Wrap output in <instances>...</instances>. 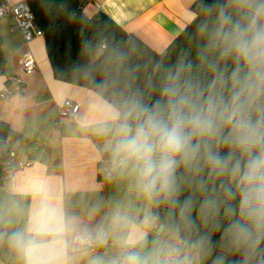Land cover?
Listing matches in <instances>:
<instances>
[{"label":"clouds","instance_id":"1","mask_svg":"<svg viewBox=\"0 0 264 264\" xmlns=\"http://www.w3.org/2000/svg\"><path fill=\"white\" fill-rule=\"evenodd\" d=\"M205 17L195 55L145 87L96 84L83 123L126 192L102 224L68 216L44 181L9 188L0 229L22 264H264V0Z\"/></svg>","mask_w":264,"mask_h":264},{"label":"crops","instance_id":"2","mask_svg":"<svg viewBox=\"0 0 264 264\" xmlns=\"http://www.w3.org/2000/svg\"><path fill=\"white\" fill-rule=\"evenodd\" d=\"M6 1L14 4L24 0ZM195 1L93 0L85 4L83 11L88 16L104 12L127 32L154 50L162 51L193 20L195 14L191 6ZM0 36L6 60L4 73L0 75V91L11 75L21 77L24 82L21 91L0 98V120L22 135L7 139L10 153H14L13 162H31L4 178L0 203L7 204L11 199L9 188L12 185L44 181L68 216L78 217L91 227L102 224L107 210L126 192L113 175L106 181L101 180L99 161L107 155L102 151V141L83 123L96 92L56 79L44 37L24 43L11 17H0ZM27 55H32L36 62L30 73L23 68ZM67 98L80 103L74 119L59 115L58 110ZM14 199H22L25 209L31 204V197ZM97 205L100 212L89 219V213ZM93 252L108 259L115 249L109 243ZM77 255L70 252V257ZM0 264H22L19 253L9 243L7 231L0 236ZM74 264H84V260L78 259Z\"/></svg>","mask_w":264,"mask_h":264},{"label":"trees","instance_id":"3","mask_svg":"<svg viewBox=\"0 0 264 264\" xmlns=\"http://www.w3.org/2000/svg\"><path fill=\"white\" fill-rule=\"evenodd\" d=\"M37 26L42 30L45 49L56 79L96 92L101 80L120 87H145L157 65H170L180 57L195 55L198 34L205 21V9L216 0H196L193 20L162 50L156 51L134 34L127 32L104 12L84 13L81 0H24ZM0 36V75L6 60ZM22 137L0 120V186L10 156L7 139ZM3 231V229H0Z\"/></svg>","mask_w":264,"mask_h":264},{"label":"built area","instance_id":"4","mask_svg":"<svg viewBox=\"0 0 264 264\" xmlns=\"http://www.w3.org/2000/svg\"><path fill=\"white\" fill-rule=\"evenodd\" d=\"M93 0H81V2L90 3ZM9 16L13 19V26L19 30L24 43L28 44L34 38L43 36L42 30L37 26L34 15L25 1H19L14 4H10L6 0L0 3V17ZM36 67L35 59L32 55H27L23 60V68L26 73H30ZM24 86V82L21 77L17 75H11L7 78L6 84L0 91V98H7L12 93L21 91ZM80 109V103L72 100L65 99L61 104L58 112L60 116H65L70 119H74ZM14 153H10L9 159L6 161L8 170L5 177H9L16 170H21L28 165L30 161L13 162L12 157ZM108 157L102 156L99 161V176L101 180H108L112 174L109 172Z\"/></svg>","mask_w":264,"mask_h":264}]
</instances>
